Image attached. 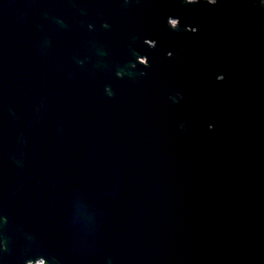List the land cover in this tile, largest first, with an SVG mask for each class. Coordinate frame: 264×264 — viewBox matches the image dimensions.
<instances>
[{
  "label": "water",
  "instance_id": "95a60500",
  "mask_svg": "<svg viewBox=\"0 0 264 264\" xmlns=\"http://www.w3.org/2000/svg\"><path fill=\"white\" fill-rule=\"evenodd\" d=\"M263 73L264 0H0V264H264Z\"/></svg>",
  "mask_w": 264,
  "mask_h": 264
},
{
  "label": "flooded vegetation",
  "instance_id": "af4514ba",
  "mask_svg": "<svg viewBox=\"0 0 264 264\" xmlns=\"http://www.w3.org/2000/svg\"><path fill=\"white\" fill-rule=\"evenodd\" d=\"M263 76H264V73H263ZM198 81H199V86L205 84V81L211 85L212 92L204 93L199 90V94L197 96L201 100L209 99V102H212V100L219 101L220 99L226 97L229 94V91H231L232 89L234 90V87L236 86L235 85L236 78H227L222 73L217 74L213 78L200 77ZM262 83L264 84V80H262Z\"/></svg>",
  "mask_w": 264,
  "mask_h": 264
},
{
  "label": "clouds",
  "instance_id": "9594fccd",
  "mask_svg": "<svg viewBox=\"0 0 264 264\" xmlns=\"http://www.w3.org/2000/svg\"><path fill=\"white\" fill-rule=\"evenodd\" d=\"M188 3H193L195 2V0H187ZM216 2V0H208L209 4H214Z\"/></svg>",
  "mask_w": 264,
  "mask_h": 264
},
{
  "label": "built area",
  "instance_id": "2783aa9c",
  "mask_svg": "<svg viewBox=\"0 0 264 264\" xmlns=\"http://www.w3.org/2000/svg\"><path fill=\"white\" fill-rule=\"evenodd\" d=\"M27 264H31V262L28 261ZM35 264H43L42 259H41V258H38V259L35 261Z\"/></svg>",
  "mask_w": 264,
  "mask_h": 264
}]
</instances>
